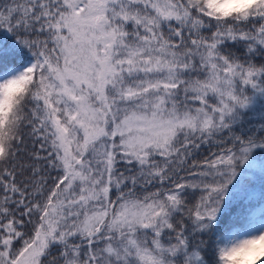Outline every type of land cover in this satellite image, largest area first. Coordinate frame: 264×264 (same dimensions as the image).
Wrapping results in <instances>:
<instances>
[{"label":"snow or ice","instance_id":"6c2138e0","mask_svg":"<svg viewBox=\"0 0 264 264\" xmlns=\"http://www.w3.org/2000/svg\"><path fill=\"white\" fill-rule=\"evenodd\" d=\"M0 264H264V0H0Z\"/></svg>","mask_w":264,"mask_h":264},{"label":"clouds","instance_id":"9594fccd","mask_svg":"<svg viewBox=\"0 0 264 264\" xmlns=\"http://www.w3.org/2000/svg\"><path fill=\"white\" fill-rule=\"evenodd\" d=\"M250 3L251 0H208L211 9L220 12L243 9Z\"/></svg>","mask_w":264,"mask_h":264}]
</instances>
